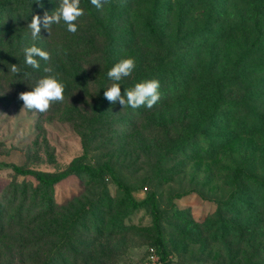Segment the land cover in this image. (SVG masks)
I'll list each match as a JSON object with an SVG mask.
<instances>
[{
	"label": "rangeland",
	"instance_id": "1",
	"mask_svg": "<svg viewBox=\"0 0 264 264\" xmlns=\"http://www.w3.org/2000/svg\"><path fill=\"white\" fill-rule=\"evenodd\" d=\"M59 2L0 0V163L71 172L46 187L0 168V264H161L150 205L79 164H109L138 202L156 195L170 264H264V0H81L75 34L61 21L33 41L32 16ZM32 44L51 56L39 70ZM128 57L132 75L110 80ZM48 75L64 101L23 109L19 93ZM151 79V109L102 101L103 85Z\"/></svg>",
	"mask_w": 264,
	"mask_h": 264
},
{
	"label": "clouds",
	"instance_id": "2",
	"mask_svg": "<svg viewBox=\"0 0 264 264\" xmlns=\"http://www.w3.org/2000/svg\"><path fill=\"white\" fill-rule=\"evenodd\" d=\"M37 3L40 0H36ZM91 4L97 9H102L108 0H90ZM81 0H60L59 6L49 14L44 12L43 16L33 15L31 22L28 24L30 35L33 41L40 39L41 30H49L53 24H59L61 21L66 25V30L75 34L78 31L76 21L84 15V9L80 6ZM42 6V5H41ZM25 64L34 70H39L41 67L40 61H49L50 53L42 50L36 44L24 48ZM136 68L134 58L128 57L117 62L108 71L107 76L114 82H119L122 79L132 75ZM10 71L18 74L19 69L16 64L11 65ZM45 72H50V68H45ZM160 83L157 79H151L136 83L131 89H126L124 94H121V85L113 83L104 91V97L110 103L119 102L122 109L130 107L132 109L140 108L141 106L148 109L153 108L160 100L161 93L159 91ZM65 86L55 76L48 75L40 78L31 91L19 93V99L23 101V109L35 111L38 113L47 112L55 103H62L64 97Z\"/></svg>",
	"mask_w": 264,
	"mask_h": 264
},
{
	"label": "trees",
	"instance_id": "3",
	"mask_svg": "<svg viewBox=\"0 0 264 264\" xmlns=\"http://www.w3.org/2000/svg\"><path fill=\"white\" fill-rule=\"evenodd\" d=\"M263 15H264V6L262 5L258 9L257 16H256V29H257V31H259L261 33L264 31V27L262 25ZM105 90H106V88L103 85L101 87L102 101L106 100V98L104 97V91ZM100 106H101L100 103L96 105V108H95L96 113L100 112ZM3 167L11 168L20 174L32 175L33 177L36 178V180H38L40 185L46 186V187H52V186L58 184L59 182L66 179L71 174L70 171H66V172L56 174V175H46L44 173L36 172L33 170H24V169H22L16 165L0 163V168H3ZM72 171L73 172H83V173H86L87 175H89L93 178H98V177L103 176L104 174H109L115 180L117 185L120 186L125 191V193L127 194L128 198H129V201L131 203V206L133 208H139V207H142L145 205H150L152 215H153L154 229L156 230V233H157L156 239H155V244H156L158 252H159L160 263L161 264H170V253L168 251V247H167V244L165 241V236H164V233H163V230L161 227V216H160V209H159V201H158L155 194H152L147 199L138 202L133 197L131 189L129 187H127L126 185H124L123 182L117 178L113 167L110 166L109 164H104V165H102L96 169H93V168H91L87 165H84V164H79L76 167H74Z\"/></svg>",
	"mask_w": 264,
	"mask_h": 264
}]
</instances>
